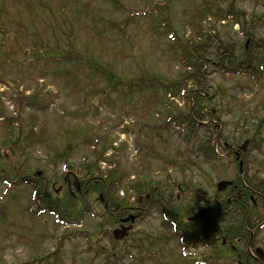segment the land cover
I'll return each instance as SVG.
<instances>
[{"label":"rangeland","instance_id":"obj_1","mask_svg":"<svg viewBox=\"0 0 264 264\" xmlns=\"http://www.w3.org/2000/svg\"><path fill=\"white\" fill-rule=\"evenodd\" d=\"M72 1L70 9L72 4L75 7L79 4ZM93 1H90L92 12L94 16H98L99 13L102 22L129 15L112 11L111 3L107 1ZM145 1L120 0L127 7L135 6L137 9L141 5V9H144ZM194 3V0H175L170 6L168 15L169 20L172 19L170 26L182 43L185 39L199 40L191 30L187 28L183 30L178 25L182 9H187ZM1 4L9 14L0 12L2 18L0 41L4 40L5 27L10 33L16 32L15 27L18 23H15L13 18L19 17V22L25 25L26 40L41 38L43 43L41 54L45 57L47 56L45 52L55 48L64 50L68 42L65 31L69 26L70 32L77 39V43L74 44L76 49H85V54L92 57H97L103 52L101 61L108 62L114 72L124 80L132 79L134 76L139 77L147 72L169 85L168 81L175 82L179 75L184 73L183 66L174 58L178 46L171 48L176 42L173 38H168L171 34L163 32L160 19L158 23H154L150 18L155 13L143 17L136 12L125 34L118 32L117 38L120 42L115 46L108 43L105 38L93 41L79 34L78 25L74 24L71 27L63 23L61 18H57V10L54 8L55 17L51 16L49 9L43 13L37 8L34 12L40 18L36 19V15L18 9L17 13H14L6 0H0ZM237 7L246 13V21L251 17L255 21L258 16H262L263 24L260 23L256 27V37L264 39V0H238ZM22 17L28 18L22 21ZM29 19L38 28H34ZM84 21L87 22L86 19ZM229 23L217 25L203 23V31L207 33L206 35L213 36L209 46L203 50L207 49L208 54L213 53L214 45L219 38L224 42H235L237 49L243 40V33L237 24ZM212 25H215L214 28ZM101 26L103 25L99 23L95 25V27ZM14 36L11 35V38ZM18 47L15 44L0 45V79H4L0 82V110L4 113L0 116V120L7 116L18 120L22 118L19 123L13 125L11 135L4 136L0 130V174L5 177L9 174L11 178L14 174H20L26 182L17 184V181H11L12 186L8 191V184L0 182V264H105L107 259L109 261L110 255L113 253L119 255L121 248L127 247L128 243L114 242L104 237L109 229L103 223L104 219L99 218L102 208L100 209L97 200L101 199L99 194L91 192L97 189L88 191V195L85 196V207L88 208L89 213L84 215L82 221L77 223L72 221L69 225L63 226L56 222L53 215H39V213L31 219L32 215L29 212L34 210L37 212L36 209L39 207V205H30L33 189L30 183L33 182L43 187L47 181L46 194L49 198L58 200L64 208L71 209L70 216L76 214V211L83 210L82 203L79 202L80 205L76 206L74 201L68 198L67 182L75 181V177L79 179L84 177V167L87 166L85 163L91 164L94 161V155L96 151H100L101 146H90L83 150H80V147H70L69 145L80 142L77 137L71 135L77 131V127H83L92 134L101 132L108 134V141H104L108 149L103 154V160L99 159L102 162L98 164L101 174L110 177L112 165L115 164L118 170L132 172L129 173L130 177L152 175L155 181H159L164 187L161 191L166 196H169L166 188L178 182L184 187L189 186L191 190L200 185L210 195L214 193V186L219 180H229L234 177L237 171L236 165L231 163L227 152L220 146H217V155L221 156V159L217 160V173L200 154H193L195 148H198L196 140L204 136L202 131L192 138L191 133L182 127L165 126V129L168 128L166 130L159 128L168 111L178 113L177 109H183L185 98H181V93L187 95V90L193 87L192 81L181 80L177 83L179 91L175 96L171 92L165 95L158 85H154L128 97L127 103L123 105L118 104V100L113 95L102 104L94 98L92 103L85 102L83 105L82 102L85 100H79L78 94L73 93L74 89L66 86L64 79L61 81L57 77L59 70H68L65 65L59 60L56 62L50 58L37 62L33 56L39 54L38 49L33 54L28 51L26 56H22ZM203 50L200 53L207 55ZM85 68L83 65L82 69ZM203 70L201 87L206 91V97H211L206 105L217 110V116L214 112L215 120L217 118L215 121L217 131L223 135L220 141L217 139V144L232 143L233 146H241L245 140L259 141L257 142L259 146L255 143H251V146L247 144L245 164L248 173L264 176V72L261 79L253 80L244 73L214 71L206 65ZM89 75L92 73L85 69L80 72L79 77L83 88L88 90L87 96L90 99L94 94L92 87L99 85V81L93 77L88 80ZM23 91H25L24 95L33 92L49 93L46 96V107L37 112L38 116L32 115L30 120L28 113L31 109L16 110L11 101L17 94L21 96ZM125 91L127 92L126 89ZM153 91L158 97L155 101H150L149 96ZM73 112L77 113L74 115ZM35 117L36 123L33 124L31 120ZM67 125H71L69 135L58 136V131L66 128ZM45 128L52 133L51 138H47L46 132L39 137L41 131H46ZM54 134L57 136L53 137ZM29 139L31 141H28ZM20 141L22 147L17 146ZM84 141H88V137ZM185 141L191 143L187 144ZM213 143L214 141H211V144ZM19 151L20 154H14ZM3 160L13 165L1 167ZM58 185L63 187L60 193L53 191L58 189ZM85 188L87 187L81 185L82 191ZM190 195L191 192L187 191L183 201L186 212L195 209L194 204H190ZM36 202L40 204L39 200ZM167 223L158 213H151L137 224L134 236L151 234L162 238L160 244L155 241L149 254L144 255L148 258L146 264H197L198 260L205 262L204 264L214 261H217V264L223 263L210 256L212 253L210 249L202 251L199 248L193 252L180 249L179 246L176 248L168 239L172 228ZM255 234L257 236L255 241L259 243L257 246L264 251V223ZM97 251L99 254L95 257L94 253ZM161 255H166L165 259H162ZM138 258L139 256L129 251L123 260L117 259V264H135ZM113 259L116 260L115 257ZM224 264H229V258Z\"/></svg>","mask_w":264,"mask_h":264},{"label":"trees","instance_id":"obj_2","mask_svg":"<svg viewBox=\"0 0 264 264\" xmlns=\"http://www.w3.org/2000/svg\"><path fill=\"white\" fill-rule=\"evenodd\" d=\"M6 1L9 3V6L13 9L14 13H17L18 9L20 11H25L28 14L36 15V19L40 18L39 15L35 14L34 12L37 8L43 13L44 11H48L49 9L51 16H53L54 8L55 10H57V18H61V21L63 23H67L71 27H73L74 24L78 25L79 34H82L84 37L93 41H100L102 38H105L108 43H111L115 46H117L118 42H120V39L117 38L118 32L123 35L125 34L126 28L133 21L134 17L136 16V12H138V14L143 17H147L155 13L156 15L154 14V17H150L151 20L154 23H158L160 19V27H163V32L171 34L168 36V38H173V40L176 42V45H172L171 48L174 49L176 48V46H178V51L176 52V56L174 58L184 68V73L180 74L175 82L168 81L169 85L147 72H145L144 74L142 73L139 77L134 76L132 79L124 80L119 74L114 72L112 67L107 64L108 62L101 61V58H103L104 56L103 52H100L97 57H92L85 54V49H76L74 44L77 39H75L74 35L70 32L69 26L67 28V31H65L68 42L66 44V47L63 48L64 50L55 48L50 52H45V54H47L46 57L44 56V54H41L43 50V43L41 41V38H36L34 40L25 39V25L23 22H19V17L13 18L14 22L18 23L15 27L16 32L11 31L10 33L5 27L6 32H4V40L0 41V45H18V48L21 49L22 56H26L28 54V51H31L33 54L35 53V50L38 49L39 54L36 53L33 56L37 60V62H40L43 59L48 60V58L54 59L56 62L59 60L68 68V70H59L57 77H59L61 81L64 79L65 85L74 89L73 93L78 94L79 100H85L84 102H82L83 105L85 104V102H88L89 104L92 103V100L94 98H97L98 103L102 104L105 102V100L110 99L112 95L116 100H118V104L123 105L127 103L128 97L132 96L135 93L138 94L139 92H143L146 87H152L154 85H158V87L163 90L165 95L170 94L171 92V94L175 96L179 91V86L177 85V83H179L181 80L192 81L193 87H190L187 90V95L181 93V98H185V101L183 102V109H177L178 113L168 111V114L164 118V122L159 125V128L165 129V126H176L178 128L182 127L189 131V133H191L192 138L196 137V135H198V133L202 131L204 136L196 140L198 148H195V153L193 152V154H200L205 162L208 163L216 173L217 160L220 159V157L216 155L215 146H220L223 151H226L228 153L227 156L230 157L231 163H235L236 169L240 170L241 167L243 168V159H236L231 152L233 150L232 144H229L228 147H225V144L217 145L215 124L216 116L214 115V112L216 113V109L206 105V103L210 101L211 97H206V91L201 87V83L203 81V68L205 67V65L211 67L214 71L229 72L233 74L244 73L246 75H249V77L253 80H259L262 78V73L264 72V39L256 37V27L260 25V23L263 24L261 19L262 16H258L257 20L255 21L252 17L248 19V21H246V13L237 7L238 0H194L195 3L192 4L189 8L182 9L180 21H177L179 23L178 25L183 30H185L186 28L191 30L193 33H195V36L198 37L199 40L194 41L193 39H185L182 43L181 39H178L176 34L173 33V29L170 26V21L172 19L169 20L168 17L170 6H172L175 0H162L159 3L154 2L156 0H146L144 9H141L142 5L138 9L135 8V6L127 7V5L122 4L120 0H104L111 3L110 7L112 8V11L116 10L120 13L129 14L127 17L120 16V18L118 19L114 18L113 20H107L104 22H102L103 19H101V15L99 13L98 16H94L92 12V5L90 4V1L94 2L93 0H74V2L76 1L79 4H77L76 7L72 4L71 9L69 8V6L71 2L73 3L72 0ZM0 12L9 14L2 4L0 5ZM24 18L28 17H22V21H24ZM84 19H86L87 22L84 21ZM221 22H230L229 24L231 25L237 24L239 30L241 31V33H243V40L238 45L237 50L235 42H224L221 41V38H219L216 40L217 44L214 45L213 53L208 54L207 49H203L209 46L210 40L213 36L209 37L206 35L207 33L203 31V23H215V25H217ZM30 23L34 28H38L31 22V20ZM97 23L102 24L103 26L95 27ZM1 25L2 23H0V26ZM215 25H212V28H214ZM154 29L156 30L157 27ZM0 33L2 32L0 31ZM11 35L15 36L11 38ZM16 35L18 37H16ZM87 49L89 50V48ZM202 50L205 51L207 55L201 54L200 52ZM83 65L86 67V70L92 73V75L88 76V80L93 77L99 81V85H95L92 87L94 89V94L91 95L90 99L87 96L88 90L86 91V89L83 88L81 78L79 77L80 72L85 70L82 69ZM43 75L44 74H41V76ZM3 81L4 79H0V82ZM125 89L127 90V92L125 91ZM24 92L25 91L21 93V96H18L17 94L16 97L11 99L16 110L20 108L22 111H26V109L29 108L32 111L36 112L42 111L46 107V96L49 95V93L44 94L33 92L30 95H24ZM157 97V93L153 91L149 96V100L155 101ZM81 109H83V107ZM77 112H73V114L75 115ZM2 114L4 113L0 110V116ZM33 114L34 113H28L29 120L32 119ZM21 119L18 120V118L14 119L10 116H7L4 117L3 120H0L1 134L4 136L11 135L10 132L12 131L13 125L19 123ZM31 123H36V117L31 120ZM70 127L71 125H67L66 128H62L61 130H59L58 136L67 137L69 135L68 131H71ZM45 130L46 131L43 130L40 132L39 137H42L44 135V132H46L47 138H51L50 136L52 133L48 132L46 128ZM83 132L85 133L82 134ZM73 133L74 134L71 135L77 137L80 142L75 143L74 145H69L70 147L84 148L85 146H101V150L96 151V154L94 155V161L91 163V165H87L84 167V178L91 179L95 174L92 173V170L96 169L97 164L100 161L99 159L103 160V153L107 148L104 141H108V137L102 132L93 134L89 133L83 127H77V131H74ZM54 136L57 135L54 134L53 137ZM86 137H88V141H84ZM222 137L223 135L217 131L218 141H220V138ZM92 139L93 141H91ZM28 141L31 140L29 139ZM211 141H214V143L211 144ZM21 142L22 141L17 143L18 147L23 146ZM185 142L187 144L191 143V141ZM238 148L242 152V147L239 146ZM14 154H20V151L15 152ZM10 165L13 164L3 160V164L1 167H8ZM97 173L100 172L98 171ZM233 176L234 177L232 178V185L229 186L223 193L224 199L233 197L232 190L234 186H238L246 190V186L259 183L256 178L245 175L244 172H238ZM12 177L13 178L9 177V174H7L6 177L0 174V182L2 181L4 184H8L7 191L12 186L11 181H17V184L26 182L25 179H22L23 177L22 175L20 176V174H14ZM123 179L124 176L121 169L114 170L112 171L110 177L104 179L103 182L94 183V186L109 185L110 187H117L118 189L121 187H130L136 190L140 188V191H137L138 198L136 199V202L141 207H146L147 205H149L150 208L155 207L157 211H160V208L162 207L161 202L157 200L155 204L153 203L154 195L155 193H157V189H155V186H161L160 182L155 181L153 176L149 175L147 176L146 180L143 179L139 182H127ZM36 183L37 182H33L31 184L34 190L33 197L36 199H40V204L36 209L37 212L35 210L29 212L30 215H32L31 218H33L35 215H38V213L48 214L50 212H53L57 216V219L62 223L66 222L65 219L74 222L80 220V212L76 211V214H72L70 216L69 212H72V210L70 211L66 209L67 212H63L62 208L64 207H60L58 210L55 207L56 201L44 195V186L41 187ZM170 191H176V186L174 184L171 185ZM100 193L104 195L105 191L100 190ZM5 194L6 193H4V195ZM148 194L152 202L151 200L148 201V199H143V196ZM42 195L43 197H41ZM140 196H142V198H140ZM110 205H113V207H122V205L118 202H115L114 204L112 203ZM220 207L221 209H226L228 207L226 200H224L223 205H221ZM217 209L220 208L217 207ZM83 211L84 210H82V212ZM179 211L180 210H174L175 218L178 222V224L175 226L174 241L177 242L179 246L184 245L185 242H189V245L198 247L203 241H200V237L188 230L187 223L184 222L183 216L179 213ZM163 212L166 216L168 215L167 211L164 210ZM169 213L171 212L169 211ZM223 215L224 217L218 220L217 224L218 222H221V227L223 229L222 233L227 237V242H229L228 235H230L229 233H231V230L229 227V219L227 216H230V213H223ZM218 217L219 216H217V218ZM220 231L221 229L217 227V234H219ZM196 234L206 235L207 233H205L204 230H201L200 233ZM146 242H148L147 246L151 247L150 239H147ZM208 244L210 243L206 241V245ZM221 248L224 247L221 246ZM134 249L138 250V247L135 246ZM138 254H140L139 251ZM165 256L166 255H161L162 258H165Z\"/></svg>","mask_w":264,"mask_h":264},{"label":"flooded vegetation","instance_id":"obj_3","mask_svg":"<svg viewBox=\"0 0 264 264\" xmlns=\"http://www.w3.org/2000/svg\"><path fill=\"white\" fill-rule=\"evenodd\" d=\"M232 151L233 156H235L236 159H243L244 155L238 150V148L233 149ZM250 175L257 176V181L259 183L250 184L249 186H246V190L238 186H234L232 190L233 197L227 200L228 204L230 205V208L226 212L230 213V230L232 232L230 238L234 242V245H231V249L234 254L236 253L237 248L242 247L243 245L242 243L244 241H242V237H246V234H244V230L249 232L248 238L246 240H248L247 246L250 247L253 238L256 239L257 237L255 232L260 227V225L264 223V176H259L255 174ZM218 197L219 195L214 194L211 199L204 198L202 210L205 211V216L209 214V217H207L206 219H201L203 221V224H200V228L204 230L205 233H207L205 237L202 236L200 238L209 240L210 245L213 247H217L218 240L217 214L220 213L217 210V207L220 206V204L217 202ZM179 199L180 198L177 197V200ZM243 209L248 211V214L246 216L244 215ZM135 210L138 213L141 212L139 211L140 208L138 207H136ZM108 211L112 216H117L116 211H111L110 209H108ZM244 220L247 224H244ZM120 221L122 222V218H119L115 226H119L121 223ZM248 226L252 227L249 228ZM250 232H253V234L251 235ZM249 236H252V239L251 237L249 239ZM222 241L223 240H221V243L224 244ZM214 252L217 253V251ZM257 260L258 258L256 257V255H252L250 257H247L245 264H258ZM235 264H239L237 260L235 261Z\"/></svg>","mask_w":264,"mask_h":264},{"label":"water","instance_id":"obj_4","mask_svg":"<svg viewBox=\"0 0 264 264\" xmlns=\"http://www.w3.org/2000/svg\"><path fill=\"white\" fill-rule=\"evenodd\" d=\"M229 184V182H220L218 184V190H223L224 187ZM197 199H200L199 197V192H197ZM202 216V212L198 213V215H196V217H200ZM115 234V238H121L124 234H126V231H121V230H116L114 231ZM260 257H262L261 252L259 253Z\"/></svg>","mask_w":264,"mask_h":264}]
</instances>
